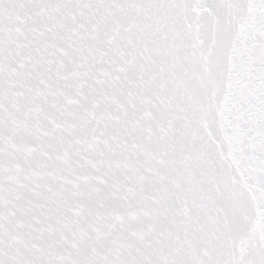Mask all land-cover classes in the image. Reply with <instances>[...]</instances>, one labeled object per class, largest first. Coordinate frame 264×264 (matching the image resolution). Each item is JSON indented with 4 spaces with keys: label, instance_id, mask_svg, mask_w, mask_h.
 Wrapping results in <instances>:
<instances>
[{
    "label": "snow or ice",
    "instance_id": "1",
    "mask_svg": "<svg viewBox=\"0 0 264 264\" xmlns=\"http://www.w3.org/2000/svg\"><path fill=\"white\" fill-rule=\"evenodd\" d=\"M0 264H264V0H0Z\"/></svg>",
    "mask_w": 264,
    "mask_h": 264
}]
</instances>
